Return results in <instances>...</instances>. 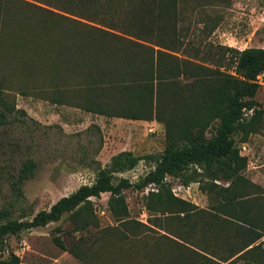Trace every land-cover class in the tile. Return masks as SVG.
I'll return each instance as SVG.
<instances>
[{"label":"trees","instance_id":"16d2710c","mask_svg":"<svg viewBox=\"0 0 264 264\" xmlns=\"http://www.w3.org/2000/svg\"><path fill=\"white\" fill-rule=\"evenodd\" d=\"M18 2L29 10L15 15L0 10V37L6 29L14 28L43 43L74 47L82 63V70L72 80L50 72L46 86L34 88L36 91L45 92L52 103L160 122L164 146L159 152L144 155L119 151L104 167H97L89 184L59 197L48 209L29 218L1 222L0 252L8 235L44 226L63 215L70 229L56 227L54 231L81 233L93 227L104 234L111 226L99 228L90 200L104 192L108 193L109 214L118 224L131 221L126 189L143 191L152 186L142 194L148 213H187L195 209L188 200L172 193L166 181L172 177L179 178L182 185L197 183L200 192L215 199L210 210L220 217L224 215L235 236L241 238L237 247L229 248V256L241 252L237 257L247 264H264V238L256 241L264 234V189L244 175L247 157L240 150V143L264 123V109L254 99L264 84V47L219 46L217 57H223L224 63L212 66L183 56L176 44L182 39L176 0H61L54 4L53 8L74 17L35 3ZM72 28L80 34L69 42L68 30ZM58 57L64 59L66 54L58 51ZM25 65L24 71L30 68ZM64 94L69 96L64 99ZM13 112L22 110L0 95V124ZM140 160L150 163V168L135 182L114 178L115 173L133 168ZM32 165L30 160L25 162L19 176H25ZM51 239L58 248L80 257V237L69 246L57 235ZM0 264H20V260L8 252L0 258Z\"/></svg>","mask_w":264,"mask_h":264},{"label":"rangeland","instance_id":"374dc122","mask_svg":"<svg viewBox=\"0 0 264 264\" xmlns=\"http://www.w3.org/2000/svg\"><path fill=\"white\" fill-rule=\"evenodd\" d=\"M21 1L74 17L53 8L61 0H48L50 3L47 5L50 6L35 0ZM3 9L13 15L29 10L18 0H0V10ZM175 11L177 26L182 34V39L176 43L177 47L185 54L183 56L194 61L207 66L224 63L223 57H217L219 46L237 49L264 47V0H176ZM43 21L47 23L46 19ZM79 34L80 30L69 29L67 40L74 41ZM39 40L14 28L6 29L0 37V95L8 104L22 110V113L8 114L6 122L0 124V223L12 218H29L39 210L48 209L59 197L68 195L79 185L89 184L97 167H104L110 158L95 159L101 140L108 145L115 142L116 150L130 146V152L135 155L156 153L164 146L163 124L155 120L132 128L134 137L130 142L118 133L112 135L99 129L93 130L95 127L92 126L96 125L85 122L83 116V123L79 122L81 112L78 110L68 109L62 104H50L47 94L34 88H44L50 72L72 80L76 74L79 75L82 63L74 47L63 48ZM58 51L64 52L66 58L60 59ZM22 64L30 68L24 71ZM66 96L69 95L64 94V99ZM254 99L264 109V84L260 85ZM88 128L91 130L88 131ZM249 142L247 147L252 148ZM240 150L257 162V157H251V150ZM259 158L263 159L264 154ZM28 160L33 163L32 168L20 177L19 168ZM149 168L150 163L140 160L133 168L115 173L114 178L124 177L135 182ZM166 181L170 187L180 184L179 178L167 177ZM188 185V192H179L195 206L187 213H148L143 205L142 194L152 189V186H147L143 191L126 189L125 202L131 221L118 224L109 214L106 207L108 193L104 192L97 198H90L99 228L111 226L104 234L93 227L81 233L54 231L56 227L64 231L70 229L63 215L55 222L8 235L0 258L12 252L18 256L21 264H42L46 261V254L62 251L52 242V235L61 238L66 246L80 237L78 249L79 253L84 254L115 249L108 242L109 237L153 235L163 233L161 231L201 236L213 234L216 244L220 238L223 239L222 244H217L219 247L222 245V250L227 252L229 248L237 247L240 240L235 236L233 227L221 224L205 226L208 219L220 221L221 217L210 210L216 203L215 199L200 192L197 183L190 182Z\"/></svg>","mask_w":264,"mask_h":264},{"label":"crops","instance_id":"0c3cea01","mask_svg":"<svg viewBox=\"0 0 264 264\" xmlns=\"http://www.w3.org/2000/svg\"><path fill=\"white\" fill-rule=\"evenodd\" d=\"M178 27V26H177ZM76 100H79L77 98ZM54 106L56 103H50ZM61 106L68 109L80 111L79 122L94 123L93 130L111 133L112 135L120 134L124 139L128 138L130 142L133 140L132 128L150 120L128 119L116 115H107L95 111H88L79 108L74 104H62ZM73 114V113H72ZM70 119L72 115L69 114ZM98 127V128H97ZM91 130L88 128V131ZM264 126L257 132L250 134L247 141L240 143L243 150H251V157L260 159V155L264 154ZM134 137V136H133ZM105 139V136L102 135ZM251 141L252 148L247 145ZM115 142L108 145L106 141L100 142L99 149L95 155L97 160H105V158L122 151H131L130 146H125L120 150L115 149ZM259 148V150H258ZM133 151V150H132ZM249 153V152H248ZM133 154V153H132ZM242 154V152H241ZM135 155V154H133ZM246 157L248 156L245 154ZM105 157V158H104ZM253 161V158L247 157V164L244 175L251 182L264 189V158ZM184 199V198H183ZM254 209V208H253ZM264 209V206H262ZM213 219V218H211ZM208 219L205 226L214 227L216 225L231 226L228 219L221 215L220 221ZM261 224L264 225V220ZM217 223V224H215ZM197 224V222H195ZM153 235H136V236H119L109 237L108 242L113 244L115 249L110 251L95 250L89 253H80V257L76 258L71 253L62 250L58 254H46V261L42 264H247L245 259L237 257L241 252L229 256L227 252L222 250L223 239L220 238L216 244L213 234L195 235V234H171L164 233ZM264 234L258 238L262 241ZM241 240L240 237H238ZM222 242V243H221ZM21 264V262H20Z\"/></svg>","mask_w":264,"mask_h":264},{"label":"built area","instance_id":"2783aa9c","mask_svg":"<svg viewBox=\"0 0 264 264\" xmlns=\"http://www.w3.org/2000/svg\"><path fill=\"white\" fill-rule=\"evenodd\" d=\"M250 112V110L248 111V113ZM243 148V147H242ZM180 189V190H179ZM172 193L178 197L184 198L182 197L179 192L180 191H185L188 192L189 190V185H182V184H177L176 186L171 187Z\"/></svg>","mask_w":264,"mask_h":264}]
</instances>
